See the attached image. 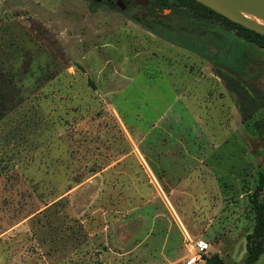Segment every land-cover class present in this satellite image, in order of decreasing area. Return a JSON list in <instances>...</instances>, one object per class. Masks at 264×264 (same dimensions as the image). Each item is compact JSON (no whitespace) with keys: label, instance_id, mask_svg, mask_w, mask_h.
Instances as JSON below:
<instances>
[{"label":"rangeland","instance_id":"rangeland-1","mask_svg":"<svg viewBox=\"0 0 264 264\" xmlns=\"http://www.w3.org/2000/svg\"><path fill=\"white\" fill-rule=\"evenodd\" d=\"M145 1L0 0V264H244L264 52Z\"/></svg>","mask_w":264,"mask_h":264},{"label":"trees","instance_id":"trees-1","mask_svg":"<svg viewBox=\"0 0 264 264\" xmlns=\"http://www.w3.org/2000/svg\"><path fill=\"white\" fill-rule=\"evenodd\" d=\"M148 9L151 10L150 13L154 25L164 26V28L171 30L177 28H193V30H201L203 36H207V33L209 32L222 36V39L229 44L227 56L233 52L236 55V59L233 61L234 63L239 62V60L243 58L242 55H244V51L250 47L257 48L264 52V36L231 22L194 0H152L149 3ZM164 10H168L169 14L175 18L176 22L165 20L166 16H159V13ZM210 16L216 17L220 22H216ZM147 29L171 44L194 50L189 45L183 44L182 42L168 36L163 29L155 27H147ZM186 38L187 40L192 39L191 36H187ZM194 51L198 52V50ZM203 56L205 57V55ZM209 60L213 61L212 58H209ZM217 63L219 64L220 62L217 61ZM224 66L233 71H237L238 69L234 65H226L225 63ZM263 191L264 172L259 174L257 186L250 198V203L254 209V226L251 233L246 237L247 254L244 264H255L264 252V204L259 201V197ZM204 264L224 263L218 256H213L210 259L206 258Z\"/></svg>","mask_w":264,"mask_h":264},{"label":"water","instance_id":"water-1","mask_svg":"<svg viewBox=\"0 0 264 264\" xmlns=\"http://www.w3.org/2000/svg\"><path fill=\"white\" fill-rule=\"evenodd\" d=\"M147 5L145 0H132ZM218 15L264 36V0H194Z\"/></svg>","mask_w":264,"mask_h":264},{"label":"built area","instance_id":"built-area-1","mask_svg":"<svg viewBox=\"0 0 264 264\" xmlns=\"http://www.w3.org/2000/svg\"><path fill=\"white\" fill-rule=\"evenodd\" d=\"M196 246L194 255L186 261V264H204L208 258L206 246L202 243H196Z\"/></svg>","mask_w":264,"mask_h":264},{"label":"crops","instance_id":"crops-1","mask_svg":"<svg viewBox=\"0 0 264 264\" xmlns=\"http://www.w3.org/2000/svg\"><path fill=\"white\" fill-rule=\"evenodd\" d=\"M173 80L175 81V79L173 78ZM176 82V81H175ZM178 89L177 88H175V90H174V96H173V101H175V102H178V103H180V105H181V107L182 108H184V110L185 111H187L186 110V108H185V105L183 104V103H181L182 101H180V100H182V98H185V93H184V90H186V89H184L183 90V88L181 89V87H180V84L178 83ZM188 87V85H186L185 86V88H187ZM173 92V91H172ZM186 92V91H185ZM187 100V99H186ZM263 254H264V252H263ZM263 254L260 256V258L258 259V261L262 258V256H263ZM257 263V262H256ZM264 264V263H263Z\"/></svg>","mask_w":264,"mask_h":264}]
</instances>
